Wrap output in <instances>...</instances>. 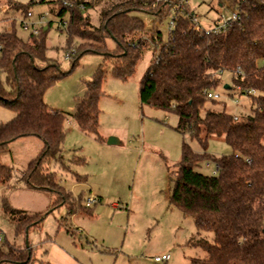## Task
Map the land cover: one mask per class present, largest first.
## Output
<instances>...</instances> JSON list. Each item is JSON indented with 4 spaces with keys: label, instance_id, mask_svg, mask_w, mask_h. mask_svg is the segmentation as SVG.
Wrapping results in <instances>:
<instances>
[{
    "label": "trees",
    "instance_id": "obj_1",
    "mask_svg": "<svg viewBox=\"0 0 264 264\" xmlns=\"http://www.w3.org/2000/svg\"><path fill=\"white\" fill-rule=\"evenodd\" d=\"M215 1L228 14H237V20L224 32L198 31L192 21L196 13L184 0H108L98 27L86 14L95 0H31L26 6L11 7L26 16L32 6L51 5L50 14L60 23L67 22L68 40L78 37L83 41L79 49H84L70 57L71 70L90 52L110 61L112 75L125 81L135 74L143 51L154 48L140 82V102L176 115V131L196 140L203 150L196 153L184 142L181 161L172 177L173 204L192 217L199 231L213 234L212 243H194L202 246L208 256L193 258L191 264H264V63L260 65L264 61V0ZM133 12L151 14L159 22L172 16L174 27L169 29L168 40H162L156 26L148 30ZM108 38L116 43L113 51L106 47ZM48 49V33L43 30L27 40L20 38L14 28L0 33V105L16 114L0 125V185H8L13 178V168L1 159L10 144L35 137L42 141V150L23 178L28 189L55 197L54 208L46 213L8 207L18 233L25 236L32 224L40 230L56 206L64 205L69 215L82 207L81 200L67 204L74 198L65 193L49 167L55 162L67 169L63 158L66 115L51 109L44 97L69 72L47 57ZM224 72L233 75V87L250 101L249 110L240 115L206 109L208 102H217L207 94L219 86ZM106 76L99 68L76 104L72 117L85 134L100 136L99 101ZM211 137L222 138L231 153L219 158L209 154ZM208 160H215L216 175L198 171ZM32 262V247L0 245V264Z\"/></svg>",
    "mask_w": 264,
    "mask_h": 264
},
{
    "label": "rangeland",
    "instance_id": "obj_2",
    "mask_svg": "<svg viewBox=\"0 0 264 264\" xmlns=\"http://www.w3.org/2000/svg\"><path fill=\"white\" fill-rule=\"evenodd\" d=\"M30 1L0 0V33L14 28L20 38L30 37L31 30L25 31L22 27V11L11 7V4L26 6ZM107 2L95 0L94 7L86 11L94 27L101 25ZM187 2L204 28L213 26L221 16L230 15L215 0ZM50 8V4L32 6L29 10L33 17L26 20L48 33L47 57L55 60L62 71L69 72L44 97L51 109L66 115L63 158L67 169L55 162L49 167L56 173L65 193L74 198L67 204L81 200L82 207L69 215L64 205L56 206L40 230L32 224L27 236L18 233L15 222L8 215V207L46 213L54 208L55 197L28 189L23 178L42 150L41 141L35 137L17 140L1 157L4 164L13 168V178L8 185H0V245L32 247V264H42L39 260L44 258L47 237L64 241L84 262L93 264H191L193 258L207 257L206 250L194 243L200 240L212 243L213 234L199 231L192 217L184 215L171 200L172 177L182 158L183 143H189L196 153H202V147L196 140L176 131V115L140 102V82L150 65L154 48L143 51L135 74L125 81L112 75L110 61L90 52L71 70L70 57L84 49H79L83 41L76 37L70 42L66 27L50 14ZM45 14L47 16L41 21ZM132 15L140 18L148 30L156 26L162 40H168L172 16L159 22L151 14L133 12ZM106 47L113 51L116 43L108 38ZM263 63L261 61L260 65ZM99 68H103L107 76L99 101L100 136L97 137L82 132L72 116L77 102L86 93L87 83ZM232 79L230 72L220 76V84L212 93L219 94L221 100L215 104L208 102L206 109L226 110L233 115L249 110V99L233 87ZM15 116L12 110L0 105V125ZM110 138H116L119 143L109 145ZM208 153L219 158L230 154L231 148L222 138L211 137ZM216 166L215 160L204 161L198 171L213 175ZM94 198L97 203L88 206V199ZM163 255H170L171 260L157 263L155 258Z\"/></svg>",
    "mask_w": 264,
    "mask_h": 264
},
{
    "label": "built area",
    "instance_id": "obj_3",
    "mask_svg": "<svg viewBox=\"0 0 264 264\" xmlns=\"http://www.w3.org/2000/svg\"><path fill=\"white\" fill-rule=\"evenodd\" d=\"M159 1H162V0H159ZM165 1L167 2L168 0H165ZM184 3H188L187 0H184ZM81 9L82 10H86V6L85 5H81ZM46 16H47V14L41 16V21H43ZM32 17H33V14H32V12L29 11L26 14V16H24V20L22 21V27H23V29L25 31H30L31 30V35L38 36L41 33L42 29L38 28L35 23H27L26 22L27 19H30ZM236 20H237V14L233 13V14L229 15L228 17L221 16V19L217 23H214L213 26H211L209 28H204L200 24L197 15H194L193 18H192V21L195 23L196 29L198 31L204 30L206 33L220 32V31L224 32L227 29L228 25L230 23H232L233 21H236ZM61 24L63 25L64 28L67 26V22L66 21L61 23ZM173 27H174V21L172 19L171 23H170V29H172ZM68 58L69 57H67V59ZM254 93H255V91H250V94H254ZM207 97L209 99H214L216 101L221 100V96L219 94L212 93V91L207 94ZM207 166L209 167L208 164H207ZM217 172H218V166H216V168L213 170L212 173H213V175H216ZM96 203H97V199L96 198L88 199L87 205L91 206V205L96 204ZM170 259H171L170 255H163L162 257L155 258V261L157 263H162V262H168V261H170Z\"/></svg>",
    "mask_w": 264,
    "mask_h": 264
},
{
    "label": "crops",
    "instance_id": "obj_4",
    "mask_svg": "<svg viewBox=\"0 0 264 264\" xmlns=\"http://www.w3.org/2000/svg\"><path fill=\"white\" fill-rule=\"evenodd\" d=\"M42 192L46 194L49 193L46 191H42ZM28 213H44V212L39 211V212H28ZM78 231H80V229H78ZM45 240H46L45 242H47L48 244H46L45 247L44 258L42 259L43 261L39 260V262H41L42 264H93L92 262L91 263L84 262L79 256L74 254L68 248L67 244L63 243L64 241L59 242L58 240L53 239L51 237H47ZM34 257L37 258L36 253Z\"/></svg>",
    "mask_w": 264,
    "mask_h": 264
},
{
    "label": "water",
    "instance_id": "obj_5",
    "mask_svg": "<svg viewBox=\"0 0 264 264\" xmlns=\"http://www.w3.org/2000/svg\"><path fill=\"white\" fill-rule=\"evenodd\" d=\"M228 88H229V86H226V89H228ZM118 143H119V141L116 138H110L108 141L109 145H116Z\"/></svg>",
    "mask_w": 264,
    "mask_h": 264
}]
</instances>
